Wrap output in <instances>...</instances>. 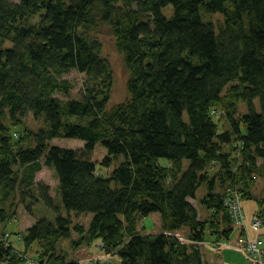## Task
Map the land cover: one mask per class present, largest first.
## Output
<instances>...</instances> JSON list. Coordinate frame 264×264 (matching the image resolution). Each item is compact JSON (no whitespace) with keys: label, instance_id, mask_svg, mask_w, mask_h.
Listing matches in <instances>:
<instances>
[{"label":"trees","instance_id":"trees-1","mask_svg":"<svg viewBox=\"0 0 264 264\" xmlns=\"http://www.w3.org/2000/svg\"><path fill=\"white\" fill-rule=\"evenodd\" d=\"M202 10L220 13L223 22L205 19ZM105 24L129 72V96L113 106V69L94 34ZM75 70L85 75L83 94L63 101L58 94L72 89L63 77ZM241 101L247 112L238 114ZM219 108L228 130L216 122ZM29 115L46 125L15 131ZM56 138L84 146H50ZM97 146L107 151L99 163ZM258 159L264 0H0V220L15 219L17 199L32 214L26 198L34 195L33 205L42 201L54 212V220L38 218L20 236L26 250L37 243L38 264H80L96 239L107 259L93 264H209L195 244L207 229L217 241L246 235L217 187L254 198ZM115 161L109 176L100 174L98 165ZM46 166L57 174L59 203L49 184L36 180ZM202 184L209 220L192 202ZM258 205L264 224V200ZM71 212L93 213L89 227L74 223ZM157 213L165 232L139 228ZM183 229L192 244L179 239ZM15 251L0 240V264H24Z\"/></svg>","mask_w":264,"mask_h":264},{"label":"rangeland","instance_id":"rangeland-1","mask_svg":"<svg viewBox=\"0 0 264 264\" xmlns=\"http://www.w3.org/2000/svg\"><path fill=\"white\" fill-rule=\"evenodd\" d=\"M12 1L17 3L20 0ZM164 12L167 14V16L170 17V15H172V6L170 5L169 7H166L164 9ZM202 13L203 17L207 20L211 19L212 21H215L217 23L223 22V17L220 13L210 15L207 14L204 10H202ZM94 34L102 42V54L105 58H108L110 60L114 73V85L112 90L113 94L110 100V105L113 106L115 104H120V102H124V100H126L129 96L127 90L129 72L125 67L124 57H122L117 47H115V38L114 36H112L110 27L108 25H101L97 30H95ZM64 78L71 83L72 89L69 96H62L58 94L59 98L65 101L69 98L82 96L85 75L75 70L69 74H65L63 79ZM255 104L258 107V110H260L258 99L255 100ZM238 107V114L247 112V107L243 101L240 102ZM238 114L236 116H238ZM215 116L220 130L230 129L228 119L226 118V110L224 108H219L218 110H216ZM45 125L46 121L44 117L37 119L34 116L29 115L24 123L13 126V128L15 131H18V133H23L25 128H30L32 131L36 132ZM56 145L63 148L68 147L78 150L83 148L84 141L74 138H56L55 140L50 142V146ZM226 147L228 148V146ZM106 154L107 151L102 146H97V148L93 152L94 160L99 163L106 158ZM239 160H241V158ZM258 161L260 164L259 171L258 173H255V180L250 188L252 194L255 195L254 198L243 199L237 188L224 190V188H221L220 185H218L217 187V191H226L225 195L231 198L229 199V201L232 203L231 206H233L235 208V212H237V216L240 219L238 222L243 223L244 227H246V235L240 237L237 242H232L226 239L217 241L214 236L210 235L209 229L206 228L207 230L204 241L195 244L198 245L201 251L202 259L206 262H209V264H264V245H260L263 250H261V252L258 254L256 252H253L249 247L250 242L258 241L259 244H261L260 240L264 242V224L262 217L259 216V212L261 211V209L258 205L259 200H264V160L258 159ZM159 163L163 166H166V164H168V161L165 158H160ZM117 164L118 162L115 161L114 163H112V166H110V168L99 167L98 165L100 174L109 176V174ZM183 164V171H186L190 165L189 161H184ZM216 170L217 167L215 168L212 165L211 173H214ZM36 180L46 185L49 184L52 195L57 198L56 200L58 203L60 202V195L58 191L59 181L56 172L52 168L47 166L43 167L42 171L37 173ZM207 192L208 186L206 184H202V186L196 192L197 198L192 200L193 204L198 209L199 217L204 220H209V216L211 215V212L201 203V199L207 194ZM238 195H240V197H237ZM35 196L36 195L26 198V204L30 205V207L33 208L32 214L28 209L25 208V204H20L17 199L16 203L19 204V209L16 214L17 216L15 217V219L5 224L0 220V236H2L6 240V242L11 239V242L13 243V246L17 251L15 252L20 253L23 260L26 261V259L31 258L35 259L34 262H37V249H39L37 243H34L31 248L26 250L23 242L20 240V236L24 234L25 229H27L28 227L27 225L31 222L35 223L38 218H49L50 220H54L55 214L51 209L47 208L42 201H39L35 205H33L32 202H35ZM62 213H64L65 216L68 215L64 208L62 209ZM71 213L74 223H83L86 227H89V225L91 224L90 222L92 220L93 213L81 215H77L73 212ZM162 224L163 223L159 213L148 215L147 217L139 220L140 229L144 228L145 231L156 234L165 232L163 231ZM7 234L8 239L5 236ZM178 236L181 241L189 245L193 243L188 240V233L185 229H183V232L181 231ZM74 237L77 238L78 234L74 233ZM100 245V239L94 240L88 251L78 259V261H80V264H93L96 260L105 261V259H107V255H104V253L100 250ZM225 251L232 252V254H227V256H224ZM118 260L119 259L117 256L112 257L111 262L114 261V263H116V261Z\"/></svg>","mask_w":264,"mask_h":264},{"label":"built area","instance_id":"built-area-1","mask_svg":"<svg viewBox=\"0 0 264 264\" xmlns=\"http://www.w3.org/2000/svg\"><path fill=\"white\" fill-rule=\"evenodd\" d=\"M237 197H240V195H238ZM229 199H231V198H229L228 196H226V200H225V203L227 204V206H230V208H231V210H232V213H233V217H235V219L237 220V221H239L240 219L238 218V216H237V212H235V208L233 207V206H231V202L229 201ZM234 199V198H233ZM232 199V200H233ZM6 237L8 236V234L7 235H5ZM7 239H8V237H7ZM0 240H4V238L2 237V236H0ZM260 242H261V244H259V242L257 241V242H250L249 243V247H250V249L253 251V252H256L257 254L258 253H260L261 252V250H263V248L260 246V245H264V242L263 241H261L260 240ZM34 260L35 259H31V258H28V259H26V261H25V263L24 264H38L37 262H34Z\"/></svg>","mask_w":264,"mask_h":264},{"label":"crops","instance_id":"crops-1","mask_svg":"<svg viewBox=\"0 0 264 264\" xmlns=\"http://www.w3.org/2000/svg\"><path fill=\"white\" fill-rule=\"evenodd\" d=\"M31 224H33V222H31V223L28 224L27 226L30 227ZM28 227H27V228H28ZM25 230H27V229H25ZM10 242H11V239H10ZM11 243H12V242H11ZM12 245H13V243H12ZM13 247H14V246H13ZM224 253H225L224 256H227V254H229V255L232 254V252H228V251H225ZM214 262H215V261H214Z\"/></svg>","mask_w":264,"mask_h":264}]
</instances>
